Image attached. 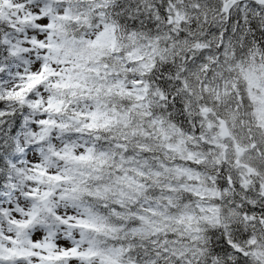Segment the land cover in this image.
Masks as SVG:
<instances>
[{"label": "clouds", "instance_id": "9594fccd", "mask_svg": "<svg viewBox=\"0 0 264 264\" xmlns=\"http://www.w3.org/2000/svg\"><path fill=\"white\" fill-rule=\"evenodd\" d=\"M0 264H264V0H0Z\"/></svg>", "mask_w": 264, "mask_h": 264}]
</instances>
